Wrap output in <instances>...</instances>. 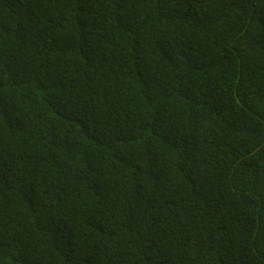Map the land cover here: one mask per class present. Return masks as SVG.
Segmentation results:
<instances>
[{"label": "trees", "instance_id": "obj_1", "mask_svg": "<svg viewBox=\"0 0 264 264\" xmlns=\"http://www.w3.org/2000/svg\"><path fill=\"white\" fill-rule=\"evenodd\" d=\"M0 264H264V0H0Z\"/></svg>", "mask_w": 264, "mask_h": 264}]
</instances>
